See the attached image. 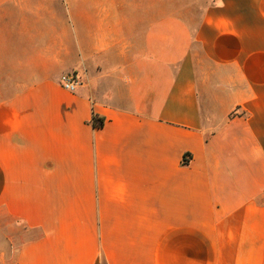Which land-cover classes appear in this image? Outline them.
<instances>
[{
    "label": "crops",
    "instance_id": "0c3cea01",
    "mask_svg": "<svg viewBox=\"0 0 264 264\" xmlns=\"http://www.w3.org/2000/svg\"><path fill=\"white\" fill-rule=\"evenodd\" d=\"M1 238L10 264H264V0L194 28L0 0Z\"/></svg>",
    "mask_w": 264,
    "mask_h": 264
},
{
    "label": "rangeland",
    "instance_id": "374dc122",
    "mask_svg": "<svg viewBox=\"0 0 264 264\" xmlns=\"http://www.w3.org/2000/svg\"><path fill=\"white\" fill-rule=\"evenodd\" d=\"M150 4H158L164 7L166 17L180 19L190 28L197 26L201 19L203 10L214 2V0H149ZM7 243L0 240V264H10L7 256L2 252L6 250Z\"/></svg>",
    "mask_w": 264,
    "mask_h": 264
},
{
    "label": "built area",
    "instance_id": "2783aa9c",
    "mask_svg": "<svg viewBox=\"0 0 264 264\" xmlns=\"http://www.w3.org/2000/svg\"><path fill=\"white\" fill-rule=\"evenodd\" d=\"M79 85V82L75 75L68 74L65 76L61 81V86L63 89L67 90L70 93H74L77 89V86ZM96 116L92 117V123L95 122Z\"/></svg>",
    "mask_w": 264,
    "mask_h": 264
},
{
    "label": "trees",
    "instance_id": "16d2710c",
    "mask_svg": "<svg viewBox=\"0 0 264 264\" xmlns=\"http://www.w3.org/2000/svg\"><path fill=\"white\" fill-rule=\"evenodd\" d=\"M93 125L97 128L101 127L103 125V119L96 117L95 122Z\"/></svg>",
    "mask_w": 264,
    "mask_h": 264
}]
</instances>
